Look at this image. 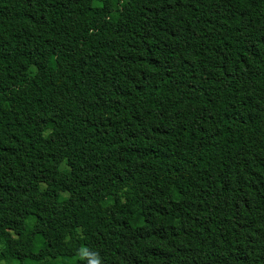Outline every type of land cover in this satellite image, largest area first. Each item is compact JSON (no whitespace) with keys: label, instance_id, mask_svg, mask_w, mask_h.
Instances as JSON below:
<instances>
[{"label":"trees","instance_id":"1","mask_svg":"<svg viewBox=\"0 0 264 264\" xmlns=\"http://www.w3.org/2000/svg\"><path fill=\"white\" fill-rule=\"evenodd\" d=\"M0 264H264V0H0Z\"/></svg>","mask_w":264,"mask_h":264}]
</instances>
